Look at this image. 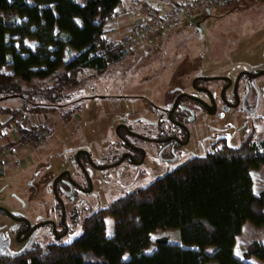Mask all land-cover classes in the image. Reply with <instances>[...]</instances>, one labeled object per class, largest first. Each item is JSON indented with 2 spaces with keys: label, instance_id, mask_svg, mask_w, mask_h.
I'll return each mask as SVG.
<instances>
[{
  "label": "rangeland",
  "instance_id": "1",
  "mask_svg": "<svg viewBox=\"0 0 264 264\" xmlns=\"http://www.w3.org/2000/svg\"><path fill=\"white\" fill-rule=\"evenodd\" d=\"M210 9L186 17L158 37L129 47L126 57L102 74L93 68H84L75 74L70 73L68 84L61 87L63 82L57 85V81L66 71L61 67L57 76L43 81L36 79L30 83L26 95L1 100L0 170L3 172L0 174L4 177L0 176V207L16 217L32 222L58 219V209L48 211L49 195L43 196L45 202L38 196H32L38 181L36 175L32 176L33 170L45 165L48 159L54 162L59 159L72 160L75 153L73 150L68 151L70 146L85 144L91 148L96 161L104 159L111 162L115 148L108 144L117 140L114 126L119 120H126L133 129L141 132L146 131V126L154 121L157 130L161 126L157 123L160 121L159 116L171 106L175 96L182 91L194 90V78H234L243 70H264V0H232L213 5ZM116 31L110 30L108 38L119 40L121 35ZM25 43L31 47L37 45L32 38H26ZM69 58L67 56L65 60ZM6 70L12 71L9 67ZM259 80L263 88L264 76ZM221 84L217 80L207 82L208 86L215 88ZM41 90L48 92L49 97H42V92H39ZM60 90H63L61 96ZM230 92L229 89L225 93ZM188 103L194 104L196 114L192 118V134L185 148L161 160L157 144H148L146 163L141 170H136L135 166L128 163L121 167L123 170H110L106 173L90 170L94 192L78 194L84 203L77 204L80 212L75 218L67 214L69 230L62 233L59 241L68 243L82 234V220L93 209L110 205L128 191L149 184L191 157L215 151L214 144L219 138H225L232 146L242 144L250 135L251 142L255 144L264 140V94L260 108L262 118L258 115L251 117L241 109L225 110L221 104L217 112L209 114L194 102ZM5 108L16 111L20 123L11 122V114H5ZM72 108H76L72 111L73 115ZM164 123L167 125L165 130L174 128L170 123ZM19 124H44L54 127V132L46 147L36 148L41 158L38 163L17 174L15 172L21 166L15 159L29 164L33 159L30 157L31 150L34 151L29 145L18 142ZM59 171L44 170V183L51 182ZM252 174L255 191L259 193L264 189V165L253 170ZM30 177L32 187L25 183ZM116 178L130 185L122 188L114 181ZM78 181L87 184L81 177ZM23 226L0 209V254L7 251L21 252L36 242L45 245L55 239L54 231L52 233L51 227L45 224L41 225L35 236L18 241L16 232ZM58 231H61L60 227ZM114 231V218L107 216L106 233L111 236ZM162 236H168L174 242L180 241L179 232L170 230H157L153 240ZM253 240L264 243V228L246 223L238 237L236 251L242 255ZM155 247L153 242L148 251H153ZM249 261L264 264V261L256 257H251Z\"/></svg>",
  "mask_w": 264,
  "mask_h": 264
},
{
  "label": "trees",
  "instance_id": "2",
  "mask_svg": "<svg viewBox=\"0 0 264 264\" xmlns=\"http://www.w3.org/2000/svg\"><path fill=\"white\" fill-rule=\"evenodd\" d=\"M121 3L0 0V101L26 95L30 83L57 76L61 67L66 71L57 85L63 82L64 87L70 73L93 68L102 74L124 59L129 47L107 35V23ZM26 38L37 45H27ZM4 113L20 123L16 111L5 108ZM18 130L21 142L35 145L52 134L38 125L27 129L19 124ZM251 139L232 146L219 138L215 151L191 157L92 210L82 220V234L72 241L1 253L0 264H253L251 257L264 261V243L259 240L249 243L242 255L236 251L246 223L264 228V189L255 191L252 174L264 165V140L255 144ZM107 216L115 221L111 236L106 233ZM157 230L178 231L180 241L168 236L154 241ZM153 242L155 249L148 251Z\"/></svg>",
  "mask_w": 264,
  "mask_h": 264
},
{
  "label": "flooded vegetation",
  "instance_id": "3",
  "mask_svg": "<svg viewBox=\"0 0 264 264\" xmlns=\"http://www.w3.org/2000/svg\"><path fill=\"white\" fill-rule=\"evenodd\" d=\"M263 71V69L255 72L243 70L240 71L234 78L226 76H198L194 78V80H192L194 90L191 92L182 91L175 96L171 106L159 116L160 121L157 123H160L161 126L157 130L155 129L154 121H152V124L149 126H146L147 128L144 129L146 131L141 132L133 129L126 120H119L114 126V135L116 134L117 140H113L108 144L109 146H113L115 148L113 152L114 159L111 162L104 159L96 161L93 158L91 148L85 144L72 147L70 146L68 151L73 150L75 153L72 160L59 159L57 162H54L48 159L45 162V165L37 167L33 170L32 176L36 175L38 181L35 185V191L32 196H38L45 202V198L43 196L49 195L47 196V198L50 197V200L47 201L50 203L47 204L49 209L48 211L52 212V210L54 211L58 209L59 214L56 213L58 219L49 218L47 221L40 222L37 220L32 222L25 220L22 217H16L7 209L0 207L2 211L8 214V216L24 225L23 228L16 232V239L18 241H23L29 236H35V234L39 232L41 225L47 224L51 227L52 233L54 231L55 234V239L50 242L59 241L62 233L69 230V224L66 222L67 214L69 213L70 216L75 218L80 212V206H77V204L84 203V200L81 199L78 194H89L94 192L93 179L89 174L90 170L102 171L106 173L110 170H120L125 163H128L130 166H135L136 170H141L143 165L146 163L148 144H157L159 158L161 160H165L166 158H169L170 155L173 156L178 152H181V150L188 144L191 137L192 131L190 126L193 120L192 118L196 114V109L193 107L194 104L188 103V101L194 102L201 110H204L209 114L217 112L221 104V108L225 110L235 108L241 109L251 117L258 115L257 117L262 118L263 114L260 112V108L261 100L264 94V87L262 88V85L259 83V79H261L264 74H257ZM214 80L222 82L220 87L215 88L207 85L208 81ZM229 89L231 90L230 94H226L225 92ZM165 121L174 126V128L169 127L168 130H165L167 127L164 123ZM162 124H164L165 127ZM38 126L44 128L46 127L48 131L51 130L54 132V127L50 128V126H46L44 124H38ZM24 127L31 129L33 125ZM18 135V139H20V133H18ZM52 135L53 134H49L48 137L38 145H35L31 140L22 142L34 149V151L31 150L30 156L33 159L26 166H23L22 163L15 159V162L21 166V168H19L15 173L18 174L19 172L27 171L38 163L41 158L37 155L36 148L46 147ZM18 142L20 143L21 141L19 140ZM57 169L60 171L54 175L51 182L48 181L47 183H44L46 176L43 175L45 173L43 171ZM1 172H3V170H0V173ZM0 176L4 177L1 174ZM31 177L30 180L25 182L28 184V187L33 186ZM79 177H81V179L83 178V180L85 179L87 184L84 185L79 182ZM114 181H116V183L122 188H127L130 185V183L123 182L122 179L119 178H116ZM59 227L61 228V231H58ZM38 243L39 242H36L35 244Z\"/></svg>",
  "mask_w": 264,
  "mask_h": 264
},
{
  "label": "built area",
  "instance_id": "4",
  "mask_svg": "<svg viewBox=\"0 0 264 264\" xmlns=\"http://www.w3.org/2000/svg\"><path fill=\"white\" fill-rule=\"evenodd\" d=\"M230 1L232 0H181L179 6L167 12L163 17H156L152 12V7L145 3L141 16L127 19V22L132 24V27L123 30L125 35L120 39V43L127 47H133L139 42L149 41L154 37L160 36L171 26L183 21L186 17L202 11H210L213 5ZM120 11H123V8Z\"/></svg>",
  "mask_w": 264,
  "mask_h": 264
},
{
  "label": "crops",
  "instance_id": "5",
  "mask_svg": "<svg viewBox=\"0 0 264 264\" xmlns=\"http://www.w3.org/2000/svg\"><path fill=\"white\" fill-rule=\"evenodd\" d=\"M145 3H148L149 6L152 7V12L156 17H163L167 12L179 6L181 0H122L113 19L107 23L109 31L112 29L117 30L116 32H119L122 38L124 35H122L123 30L132 27V24L127 22V19L141 16L143 14V6ZM121 8H123V11H120ZM119 15L121 16L117 18ZM27 164V162L25 164L22 163L23 166H26Z\"/></svg>",
  "mask_w": 264,
  "mask_h": 264
},
{
  "label": "water",
  "instance_id": "6",
  "mask_svg": "<svg viewBox=\"0 0 264 264\" xmlns=\"http://www.w3.org/2000/svg\"><path fill=\"white\" fill-rule=\"evenodd\" d=\"M261 74H264V71L263 72H260L259 74H257V75H261ZM207 79H211V78H207ZM11 214V213H10Z\"/></svg>",
  "mask_w": 264,
  "mask_h": 264
},
{
  "label": "snow or ice",
  "instance_id": "7",
  "mask_svg": "<svg viewBox=\"0 0 264 264\" xmlns=\"http://www.w3.org/2000/svg\"><path fill=\"white\" fill-rule=\"evenodd\" d=\"M78 22V21H77ZM79 23V22H78ZM237 255H239V253L237 252Z\"/></svg>",
  "mask_w": 264,
  "mask_h": 264
}]
</instances>
